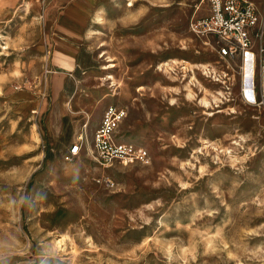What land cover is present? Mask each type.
I'll return each instance as SVG.
<instances>
[{
	"label": "rangeland",
	"instance_id": "rangeland-1",
	"mask_svg": "<svg viewBox=\"0 0 264 264\" xmlns=\"http://www.w3.org/2000/svg\"><path fill=\"white\" fill-rule=\"evenodd\" d=\"M199 2L0 0V264H264V116L189 32ZM108 105L148 164L92 159Z\"/></svg>",
	"mask_w": 264,
	"mask_h": 264
},
{
	"label": "built area",
	"instance_id": "built-area-1",
	"mask_svg": "<svg viewBox=\"0 0 264 264\" xmlns=\"http://www.w3.org/2000/svg\"><path fill=\"white\" fill-rule=\"evenodd\" d=\"M196 13L189 22V32L204 44H208L216 58L224 62L230 72V63L241 75V94L264 116V6L257 7L252 0H200ZM251 68L250 87L243 89L244 69ZM212 68V67H211ZM210 70V71H209ZM203 75L213 83L222 85L223 104L232 102L231 81L228 73L208 67ZM233 78V77H231ZM126 118V111L116 105H108L88 144L92 159L109 167L149 163L146 149L121 140L119 127ZM88 123L83 124L86 129ZM80 136L69 149V158L77 157L86 145Z\"/></svg>",
	"mask_w": 264,
	"mask_h": 264
},
{
	"label": "bare ground",
	"instance_id": "bare-ground-1",
	"mask_svg": "<svg viewBox=\"0 0 264 264\" xmlns=\"http://www.w3.org/2000/svg\"><path fill=\"white\" fill-rule=\"evenodd\" d=\"M100 11H101V10H100ZM95 19H96L98 22L103 21V20H102V16L100 15V13H98V14L95 16ZM107 62H110V61H107ZM169 62H170V61H169ZM169 62H166V63H164L163 65H164V66H165V65H166V66H169V64H168ZM172 62H175V61H172ZM181 65H186L187 68H188L189 70L193 71V74H194V70H202L203 72H205V71L208 69V67H209V66H206V65H204V64H192V63H188V62H186V61H181ZM186 66H184L182 69L185 70V69H186ZM113 67H114V65H113L112 63H108V64H106L105 66L102 67V70H104L105 72H108V73L106 74V76H105V81H107V83H108V85H109V87H108V89H109V93H113V89H112V91H111V88H114V87L117 85L115 79H114L113 76L109 73L110 70H111ZM169 68H170V70H171V67H169ZM210 69L215 70L213 67L210 68ZM209 71H210V70H209ZM197 82H198V81H197ZM248 82H249V79H248V73H247V70L244 69V76H243V89H244V91H246V90L248 89ZM198 84H200V83L198 82ZM186 86H187V85H186ZM187 91H188V95H189V96H192V90H191L190 88H188ZM109 93L105 96V98H109V97H111ZM245 94H246V93H245ZM209 97H210L212 100H215V99H216V98H215V95H213L212 92L205 90L204 96L200 99V104H203L204 106L209 107V106H210V98H209ZM68 107H70V105H68Z\"/></svg>",
	"mask_w": 264,
	"mask_h": 264
},
{
	"label": "crops",
	"instance_id": "crops-1",
	"mask_svg": "<svg viewBox=\"0 0 264 264\" xmlns=\"http://www.w3.org/2000/svg\"><path fill=\"white\" fill-rule=\"evenodd\" d=\"M261 2H262V0H261ZM81 3H84L85 5H87V2H79V4H81ZM253 3L255 4V1H253ZM72 9H75L74 7L72 8ZM85 9H86V7H85ZM72 15V14H71ZM76 17V19H79L80 20V18L78 17V16H75ZM71 20V19H70ZM51 30V29H50ZM49 30V31H50ZM52 31V30H51ZM72 49H68V51H71ZM68 57H72V56H70L69 54L67 55ZM73 59V69H72V71L73 70H75V68H76V63H74V58H72ZM60 66V64H59V62L58 61H54V65H53V67L54 68H58ZM100 121V120H99ZM99 121H97V125H98V123H99Z\"/></svg>",
	"mask_w": 264,
	"mask_h": 264
},
{
	"label": "water",
	"instance_id": "water-1",
	"mask_svg": "<svg viewBox=\"0 0 264 264\" xmlns=\"http://www.w3.org/2000/svg\"><path fill=\"white\" fill-rule=\"evenodd\" d=\"M248 79H249V82H248V87H250V82H251V68L250 66L248 67Z\"/></svg>",
	"mask_w": 264,
	"mask_h": 264
},
{
	"label": "trees",
	"instance_id": "trees-1",
	"mask_svg": "<svg viewBox=\"0 0 264 264\" xmlns=\"http://www.w3.org/2000/svg\"><path fill=\"white\" fill-rule=\"evenodd\" d=\"M44 160H46V157H45V159Z\"/></svg>",
	"mask_w": 264,
	"mask_h": 264
}]
</instances>
